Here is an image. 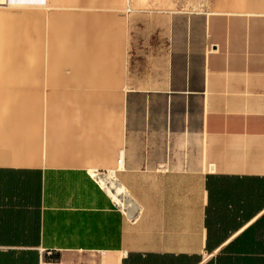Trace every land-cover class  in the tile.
Masks as SVG:
<instances>
[{
  "label": "crops",
  "instance_id": "0c3cea01",
  "mask_svg": "<svg viewBox=\"0 0 264 264\" xmlns=\"http://www.w3.org/2000/svg\"><path fill=\"white\" fill-rule=\"evenodd\" d=\"M212 4L0 0L65 38L0 120V264H264V12Z\"/></svg>",
  "mask_w": 264,
  "mask_h": 264
},
{
  "label": "rangeland",
  "instance_id": "374dc122",
  "mask_svg": "<svg viewBox=\"0 0 264 264\" xmlns=\"http://www.w3.org/2000/svg\"><path fill=\"white\" fill-rule=\"evenodd\" d=\"M251 0H213L212 10L264 12V0H252L258 4L241 7L239 2ZM43 15L42 8L13 9L0 8V120L8 119L11 111L17 109H48L47 102L28 101L26 94L32 90L47 88L49 80L62 77L64 67L65 38L63 31L50 35L48 21L36 22L32 31V22H19L18 13ZM25 26L24 31L18 26ZM62 24V23H61ZM59 27V23H57ZM24 91L22 96L18 92ZM25 97V98H24ZM24 99V100H23ZM106 182L108 192L113 193V183ZM109 181L112 180L109 178Z\"/></svg>",
  "mask_w": 264,
  "mask_h": 264
},
{
  "label": "built area",
  "instance_id": "2783aa9c",
  "mask_svg": "<svg viewBox=\"0 0 264 264\" xmlns=\"http://www.w3.org/2000/svg\"><path fill=\"white\" fill-rule=\"evenodd\" d=\"M32 1V3H39L41 0H31ZM20 3H23V2H20ZM119 164L120 165H122V160H120L119 161ZM93 177H94V179H96V181H98V183H100L101 185H102V183H101V180L102 179H105V180H109V178L111 179V177L109 176V175H105L104 173H102V172H94L93 173V175H92ZM112 180V179H111ZM103 186V185H102ZM104 187V186H103ZM105 188V187H104Z\"/></svg>",
  "mask_w": 264,
  "mask_h": 264
},
{
  "label": "trees",
  "instance_id": "16d2710c",
  "mask_svg": "<svg viewBox=\"0 0 264 264\" xmlns=\"http://www.w3.org/2000/svg\"><path fill=\"white\" fill-rule=\"evenodd\" d=\"M213 246L211 245V235H210V239L208 241V249H212ZM47 262H58L60 260V255L59 254H55V255H51V256H47L46 257Z\"/></svg>",
  "mask_w": 264,
  "mask_h": 264
}]
</instances>
